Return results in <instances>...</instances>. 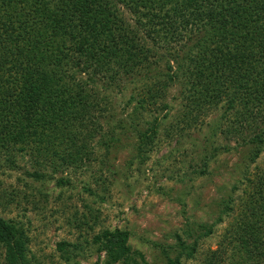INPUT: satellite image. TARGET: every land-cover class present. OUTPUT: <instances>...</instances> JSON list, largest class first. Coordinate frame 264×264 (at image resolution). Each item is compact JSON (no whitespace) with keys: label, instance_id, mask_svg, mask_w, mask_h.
Instances as JSON below:
<instances>
[{"label":"trees","instance_id":"16d2710c","mask_svg":"<svg viewBox=\"0 0 264 264\" xmlns=\"http://www.w3.org/2000/svg\"><path fill=\"white\" fill-rule=\"evenodd\" d=\"M162 131L193 149L197 175L234 148L250 164L259 157L264 0H0V168L28 162L26 175L47 200V182L67 186L63 174L96 162V190L85 191L104 201L116 182L112 152L134 140L144 158ZM87 207L92 221L74 216L79 236L57 244L64 261L91 251L103 264L126 258L128 231L99 227ZM28 243L21 223L0 216V264H31ZM201 264H264V161Z\"/></svg>","mask_w":264,"mask_h":264},{"label":"rangeland","instance_id":"374dc122","mask_svg":"<svg viewBox=\"0 0 264 264\" xmlns=\"http://www.w3.org/2000/svg\"><path fill=\"white\" fill-rule=\"evenodd\" d=\"M129 96L127 90L118 99L124 102ZM170 105V112L177 109L175 101ZM157 116L164 125L163 113ZM153 118L142 116L149 123ZM139 126L145 127L143 123ZM160 134L153 151L144 158H137L134 140H125L122 148L112 152L110 166L117 172L116 182L104 201L85 191L87 187L96 190L92 175H98L96 162L88 171L69 170L63 174L69 181L67 186H56V179L47 182V200L38 195V182L26 175L32 172L28 162H20L14 170L0 168V216L23 225L29 237L27 254L31 264H94L97 260L103 264V253L97 256L88 250L85 259L67 263L57 247L79 236L69 225L74 216L87 215L92 221L96 212L91 216L87 206L97 210L99 227L128 231V255L116 264H201L204 252L216 247L226 228L245 178L263 163L264 146L252 164L238 147L219 154L209 162L207 173L197 175L200 163L187 142L176 143L167 139L165 132ZM219 143L227 144L225 140ZM103 176L110 178L108 172ZM2 252L0 248V262Z\"/></svg>","mask_w":264,"mask_h":264}]
</instances>
